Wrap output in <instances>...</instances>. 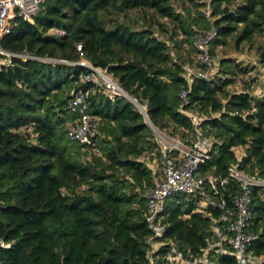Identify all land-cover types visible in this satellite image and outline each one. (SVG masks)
<instances>
[{
  "label": "trees",
  "instance_id": "1",
  "mask_svg": "<svg viewBox=\"0 0 264 264\" xmlns=\"http://www.w3.org/2000/svg\"><path fill=\"white\" fill-rule=\"evenodd\" d=\"M202 7L196 0H47L30 21L12 19L10 32L0 39V48L10 54L0 53L7 59L0 62V264L236 263L228 240L215 233L227 234L222 211L200 205L198 195L170 197L160 244L147 243L152 232L145 194L158 172L161 146L127 97L92 82L74 85L90 73L75 64L83 59L142 104L154 126L182 137L192 133L186 111L197 108L212 140L198 173L226 178L216 191L233 206L239 183L229 176L231 165L264 179V95L227 90L233 82L227 76L249 69L222 58L217 72L223 76L187 78L188 61L181 54L173 57L169 43L151 28L119 22L108 27L103 18L130 10L166 18L170 38L177 31L183 35L175 46L187 43L195 56L196 35L211 25L217 29L213 46L230 36L238 45L264 35V0H211V20ZM259 49L263 61L264 48ZM73 86L94 87L88 112L99 125L92 145L68 134L77 117L69 105ZM183 87L187 105L180 97ZM238 147L244 148L240 155ZM252 198L249 252L259 258L264 257V188L252 187Z\"/></svg>",
  "mask_w": 264,
  "mask_h": 264
},
{
  "label": "built area",
  "instance_id": "2",
  "mask_svg": "<svg viewBox=\"0 0 264 264\" xmlns=\"http://www.w3.org/2000/svg\"><path fill=\"white\" fill-rule=\"evenodd\" d=\"M45 1L47 0H0V39L10 32L12 19L19 16L30 21ZM197 2L203 4L201 11L207 19L211 20V0ZM216 36L217 29L213 25L196 35L194 43L197 55L195 62L185 65L187 78L196 76L211 79L216 75L218 59L209 50ZM77 50L80 55H83L80 45H77ZM2 51L0 48V53L5 54L6 51ZM6 53L9 57L10 54ZM75 64L88 68L90 73L80 75L74 85L80 82H92L110 95L127 96L117 82L111 76L104 75L100 68L83 61L75 62ZM100 76L102 79L99 78ZM93 91L94 87L76 89L73 86L72 98L69 102L70 108L77 114V117L69 127L68 134L70 139L86 145L93 144V136L99 125V118L88 112V97ZM187 93L186 87L180 91L184 105L190 104ZM136 106L145 110L142 105L136 103ZM186 113L192 125V133L183 140L177 138L160 145L162 156L159 169L152 187L145 194L147 199L145 221L152 232L146 238L147 243L152 244L153 247L159 246L165 230L163 223L165 204L170 197L176 193L198 195L202 198L200 205L218 207L222 211L220 221L225 224L224 231L227 234L220 235L221 232L218 230L215 233L222 240H228L231 254L236 259L235 264H249L252 260L264 261V257L255 258L249 252V246L254 237L249 231L254 218L252 187L264 188V179L246 173L243 169H239L237 164L231 165L228 170L229 176L239 183V191L233 200V206L229 207L222 194L216 191L217 185L224 187L227 179H218L212 175L202 176L198 173L200 164L209 159L212 147V140L202 127L204 116L195 107L188 109ZM206 187L215 189L213 195L206 194ZM199 209L202 210L201 207ZM1 245L8 246L5 243ZM200 259H204V256L198 258Z\"/></svg>",
  "mask_w": 264,
  "mask_h": 264
},
{
  "label": "rangeland",
  "instance_id": "3",
  "mask_svg": "<svg viewBox=\"0 0 264 264\" xmlns=\"http://www.w3.org/2000/svg\"><path fill=\"white\" fill-rule=\"evenodd\" d=\"M196 1L203 2L204 0ZM175 5L178 10H182L180 4ZM185 6L190 7L192 15L194 13L193 7L190 6L188 2H185ZM104 15L105 16H103V18L106 21L108 27H111L115 22H119L123 24H128L132 28H151L160 39H164L167 41V43H169L170 52L173 57H176L180 54L183 55L184 59L188 61L185 62L184 65L191 64L195 61L196 56L190 50L187 43L182 44L181 47L175 46L174 41L182 39L183 35L181 34V32L177 31V33L173 34L172 38H170L172 25L166 18L159 16L157 17L155 15H152L151 13L144 14L143 11L137 10H130L129 12H127V14L114 12L110 14L106 13ZM163 28H166V30H163ZM52 31L55 32V30ZM259 47L264 48L263 34L256 35L252 42L242 41L238 45L235 44V38H233L232 36L228 37L226 44H221L217 46H213L212 44H210L209 49H213V53L211 54L215 56L218 60H221L222 58H230L232 60V64L237 63L240 67H247L249 69L247 73H240L238 70H236L235 74H233L232 76H227L233 79V82L229 86H227L228 91H240L247 88L254 95H264V60L262 61L261 49H259ZM4 53V55H7L6 52ZM5 61H7V59L0 57V62ZM82 61L91 64L83 59ZM101 70L104 75L109 76L103 71V69ZM217 75L218 77L223 76V74H221L220 69L218 70ZM99 78L102 79V76H100ZM117 85L119 86L118 83ZM136 103L138 105H142L135 101L134 104ZM136 107L141 112H146V110H144L142 107ZM143 117L152 128L154 140H157L159 142V145L165 144L167 142H172L173 139L177 138L183 140L186 137H182L180 131L173 135L169 132L168 129L158 128L154 126L147 118H145V116ZM239 148L240 147L237 148L236 152L240 155L244 151V148ZM156 161V159L152 161V164L156 165ZM215 245H217V243ZM214 246H212L211 244L210 248H213Z\"/></svg>",
  "mask_w": 264,
  "mask_h": 264
},
{
  "label": "water",
  "instance_id": "4",
  "mask_svg": "<svg viewBox=\"0 0 264 264\" xmlns=\"http://www.w3.org/2000/svg\"><path fill=\"white\" fill-rule=\"evenodd\" d=\"M125 97H127L132 103H134V102L136 101L135 99H132L130 96H126V95H125ZM135 105H136V104H135ZM140 113L143 114V116H145V118H147V119L149 120V118H148L146 112L144 113V112H141V111H140ZM145 121H146V120H145ZM149 121H150V120H149Z\"/></svg>",
  "mask_w": 264,
  "mask_h": 264
},
{
  "label": "crops",
  "instance_id": "5",
  "mask_svg": "<svg viewBox=\"0 0 264 264\" xmlns=\"http://www.w3.org/2000/svg\"><path fill=\"white\" fill-rule=\"evenodd\" d=\"M147 122V121H146Z\"/></svg>",
  "mask_w": 264,
  "mask_h": 264
}]
</instances>
